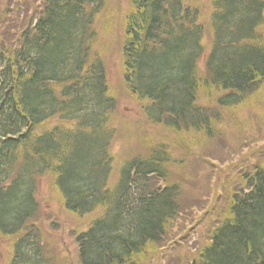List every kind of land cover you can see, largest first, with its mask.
Listing matches in <instances>:
<instances>
[{"label": "trees", "instance_id": "1", "mask_svg": "<svg viewBox=\"0 0 264 264\" xmlns=\"http://www.w3.org/2000/svg\"><path fill=\"white\" fill-rule=\"evenodd\" d=\"M19 1L34 7L32 17L24 10L13 34L0 36V264H154L194 204L173 181L170 146L115 157L119 132L130 128L116 118L120 101H135L147 124L199 135L205 146L225 117L262 134L264 0H129L125 10L113 2L126 13L122 35L102 20L107 0ZM114 51L116 85L107 63ZM200 94L215 118V108L198 106ZM260 161L239 187L221 184L223 215H212L217 223L180 264H264ZM52 220L58 225L43 226Z\"/></svg>", "mask_w": 264, "mask_h": 264}, {"label": "rangeland", "instance_id": "2", "mask_svg": "<svg viewBox=\"0 0 264 264\" xmlns=\"http://www.w3.org/2000/svg\"><path fill=\"white\" fill-rule=\"evenodd\" d=\"M36 1L39 2L40 0ZM128 1L107 0L106 7L108 5L109 8L113 2L116 6L122 3L125 10ZM22 5L19 0H0V36L2 32H5V35L13 34V29L24 18V10L27 11L28 19L32 17L34 7L27 3L24 10H22ZM10 11L12 14L9 13ZM112 13L113 17H111ZM12 15L14 17H11ZM125 17L126 13L123 10L120 11L117 7H113L112 9L109 8L102 20L108 23L114 32L118 30L117 32L122 35L124 33ZM98 51L99 49L95 48V52ZM107 63L109 66L108 72L111 74L114 85H116L122 67L119 52L114 51ZM200 67H203V63L200 64ZM197 104L199 107L206 109L215 108L212 118H215V113L219 112L215 104L203 94L198 96ZM117 111V120L124 119V126L128 123L130 128L129 131L123 128L119 132L121 139L117 140L113 148L115 157L125 155L124 158L128 159L136 155L144 156L147 150L154 145L166 144L170 146L174 156V163L171 167V172L175 175L173 181L179 182L183 188V203L194 204L193 211L183 214L172 225L170 237L164 245L166 249L161 251L154 264H180L181 257L184 260L193 259L209 229L207 225L213 220L212 215L216 217L223 215L226 201L223 200L225 190L220 188L221 184L228 178L226 183L232 179L235 182L234 188L239 187L241 174L248 169V166L257 164L262 158V161L264 160V132L259 134L256 129L252 128L247 132H243V126L235 124L236 122L232 121L230 117H225L221 124L215 123L216 139L205 146L206 142L201 140L199 135L180 134L177 136L161 127L147 124L137 103L125 95H123ZM226 113L227 111H223V115H226ZM234 120L237 119L234 118ZM239 122H245L244 118H239ZM55 124V121L49 122V126ZM117 124H121V122H117ZM44 127H48V125ZM210 149L217 153V159L205 162L202 160L201 155L203 157V152ZM175 150L180 153L175 154ZM254 150L262 152V154H255ZM46 190V183H40L38 198L41 209H45L43 216L47 217L50 214L47 213V206H43L45 201L42 202V200L49 197L46 195ZM189 203L185 204L189 206ZM57 221L59 220L44 222L43 226L51 228L50 225L52 224L58 225ZM199 222L201 225H198ZM213 222V224L217 223L215 220ZM60 225H66V223L61 221ZM39 227H41L40 223ZM64 234L66 246L71 249L72 244L67 237V230ZM49 239L51 240V237ZM1 242L2 240H0V244Z\"/></svg>", "mask_w": 264, "mask_h": 264}]
</instances>
